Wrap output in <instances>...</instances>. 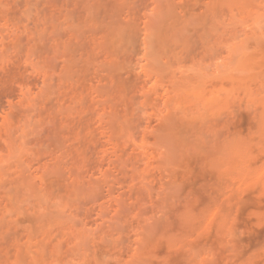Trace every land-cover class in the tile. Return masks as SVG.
Segmentation results:
<instances>
[{
  "label": "rangeland",
  "instance_id": "obj_1",
  "mask_svg": "<svg viewBox=\"0 0 264 264\" xmlns=\"http://www.w3.org/2000/svg\"><path fill=\"white\" fill-rule=\"evenodd\" d=\"M0 264H264V0H0Z\"/></svg>",
  "mask_w": 264,
  "mask_h": 264
}]
</instances>
